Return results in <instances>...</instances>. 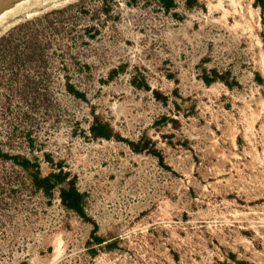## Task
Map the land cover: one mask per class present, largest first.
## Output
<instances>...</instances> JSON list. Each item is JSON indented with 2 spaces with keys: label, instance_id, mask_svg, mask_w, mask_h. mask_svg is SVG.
Instances as JSON below:
<instances>
[{
  "label": "rangeland",
  "instance_id": "374dc122",
  "mask_svg": "<svg viewBox=\"0 0 264 264\" xmlns=\"http://www.w3.org/2000/svg\"><path fill=\"white\" fill-rule=\"evenodd\" d=\"M260 2L27 0L5 16L19 61L0 51V151L68 174L83 211L0 160V264H264Z\"/></svg>",
  "mask_w": 264,
  "mask_h": 264
},
{
  "label": "trees",
  "instance_id": "16d2710c",
  "mask_svg": "<svg viewBox=\"0 0 264 264\" xmlns=\"http://www.w3.org/2000/svg\"><path fill=\"white\" fill-rule=\"evenodd\" d=\"M161 2V6L166 10L172 7L173 0H159ZM261 3V6H264V0H256ZM187 6L196 5V0H185ZM11 34H8L6 38H2L0 40V51L7 53L9 57V66L14 68L18 66L17 62L19 61V57L16 55L15 49L17 46L12 47V42L6 45L10 39ZM3 43V45H2ZM14 48V49H13ZM0 160H9L14 166L19 167L28 177L30 187L35 191H40L44 196L50 197L52 196L54 190H58L59 199L61 204L81 215L83 211V196L79 193V191L75 187V183L73 180H68L66 173H63L62 170H59L58 173H49L48 175L41 177L40 175V167L38 162L31 163L27 159L19 158L17 156H9L7 154H2L0 151ZM65 184V185H63Z\"/></svg>",
  "mask_w": 264,
  "mask_h": 264
},
{
  "label": "bare ground",
  "instance_id": "6f19581e",
  "mask_svg": "<svg viewBox=\"0 0 264 264\" xmlns=\"http://www.w3.org/2000/svg\"><path fill=\"white\" fill-rule=\"evenodd\" d=\"M23 2L26 3L27 0H12L3 6H0V23L4 20L5 16H7L9 12H14V8L22 6Z\"/></svg>",
  "mask_w": 264,
  "mask_h": 264
},
{
  "label": "water",
  "instance_id": "95a60500",
  "mask_svg": "<svg viewBox=\"0 0 264 264\" xmlns=\"http://www.w3.org/2000/svg\"><path fill=\"white\" fill-rule=\"evenodd\" d=\"M12 0H0V6H3L4 4H6L7 2H10Z\"/></svg>",
  "mask_w": 264,
  "mask_h": 264
}]
</instances>
